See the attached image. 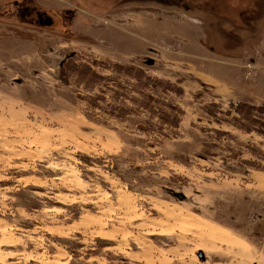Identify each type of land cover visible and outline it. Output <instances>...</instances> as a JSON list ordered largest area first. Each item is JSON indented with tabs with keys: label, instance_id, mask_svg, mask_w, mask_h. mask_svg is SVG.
Wrapping results in <instances>:
<instances>
[{
	"label": "rangeland",
	"instance_id": "1",
	"mask_svg": "<svg viewBox=\"0 0 264 264\" xmlns=\"http://www.w3.org/2000/svg\"><path fill=\"white\" fill-rule=\"evenodd\" d=\"M121 1L0 0V264H264V1Z\"/></svg>",
	"mask_w": 264,
	"mask_h": 264
},
{
	"label": "flooded vegetation",
	"instance_id": "2",
	"mask_svg": "<svg viewBox=\"0 0 264 264\" xmlns=\"http://www.w3.org/2000/svg\"><path fill=\"white\" fill-rule=\"evenodd\" d=\"M127 0H122L121 1V6H125V2ZM142 1H146V2H150L151 4L153 5H158L160 7H174V8H177L179 6H176V2H179L181 6L184 7V10L185 11H188V12H194V9L196 11H206L207 14H212L213 16L216 15L215 12H216V9H219L220 11H224L226 12L227 10H230L233 8V3L237 0H221L222 2V6L224 8H217V5L219 4V0H142ZM194 1H197V3H194ZM240 1H244L246 3H249L251 4L254 0H240ZM264 1V0H263ZM225 2H227V5L225 4ZM259 2V11L256 12V13H259L257 16V18L260 17V14L261 12L263 11V5L261 3H264V2ZM116 3V2H115ZM114 3V4H115ZM256 3V1H255ZM113 4V3H112ZM135 4V3H134ZM117 8H119L120 4L118 3L117 1V4H115ZM150 5V4H149ZM134 6V5H133ZM220 6V5H219ZM231 6V7H230ZM221 7V6H220ZM115 9V8H113ZM179 9V8H177ZM238 10H242L243 11V8H236ZM29 10V9H27ZM237 10V11H238ZM49 13L53 14V12H51L50 10L48 11ZM255 13H253L254 15ZM240 15V14H239ZM246 14H241L239 16L240 20H242L244 17H247L248 15ZM44 16H46L45 18V24L48 26V27H53L54 26V16H50L49 14L47 15V13H43L40 17L44 18ZM217 16V19L220 18V15H216ZM225 21H228L225 16L223 15V18ZM200 260L204 261L205 260V256L204 254L201 255L199 257Z\"/></svg>",
	"mask_w": 264,
	"mask_h": 264
},
{
	"label": "crops",
	"instance_id": "3",
	"mask_svg": "<svg viewBox=\"0 0 264 264\" xmlns=\"http://www.w3.org/2000/svg\"><path fill=\"white\" fill-rule=\"evenodd\" d=\"M237 10H238V9H235V10L230 9V10H227L226 12H224V11H220V10H219L218 14L221 16L220 13L223 12V13H224V16H225V14H230V15H232V16H235V15L238 14ZM200 12H201V14L204 15V16H209V15H210V14H207L206 11H200ZM214 16H215V15H214ZM216 19H217V18H216ZM238 19H239V18H238Z\"/></svg>",
	"mask_w": 264,
	"mask_h": 264
},
{
	"label": "water",
	"instance_id": "4",
	"mask_svg": "<svg viewBox=\"0 0 264 264\" xmlns=\"http://www.w3.org/2000/svg\"><path fill=\"white\" fill-rule=\"evenodd\" d=\"M153 64H154V60H149V65H153ZM175 196L180 200H184L185 198L183 194H175ZM201 255H203V253L199 252L198 257H200Z\"/></svg>",
	"mask_w": 264,
	"mask_h": 264
},
{
	"label": "bare ground",
	"instance_id": "5",
	"mask_svg": "<svg viewBox=\"0 0 264 264\" xmlns=\"http://www.w3.org/2000/svg\"><path fill=\"white\" fill-rule=\"evenodd\" d=\"M188 224H190V222H189ZM192 224H193V223H192ZM194 224H195V223H194ZM194 224H193V225H194ZM209 233H210V232H209ZM213 237H214V236H213ZM220 239H221V238H220ZM219 241H220V240H219ZM242 252H243V251H242Z\"/></svg>",
	"mask_w": 264,
	"mask_h": 264
}]
</instances>
